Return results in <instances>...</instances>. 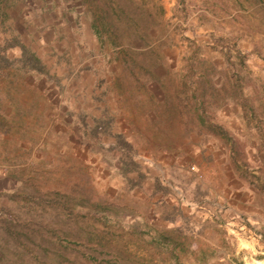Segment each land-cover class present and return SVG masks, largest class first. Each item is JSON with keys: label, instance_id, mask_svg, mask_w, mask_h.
<instances>
[{"label": "rangeland", "instance_id": "obj_1", "mask_svg": "<svg viewBox=\"0 0 264 264\" xmlns=\"http://www.w3.org/2000/svg\"><path fill=\"white\" fill-rule=\"evenodd\" d=\"M86 2L84 13L101 8L106 13L105 22L115 29L121 44L120 53L108 43L103 49L105 57L111 61L108 66L111 79L121 86L123 99L129 107H139L142 112L149 111L145 121L136 114L130 117V133L138 130L147 137L144 147L138 150L139 160L145 164L149 157L156 160L157 146H163V157L168 156L171 160L174 157V161L182 159L178 168L164 171V175L169 174L176 183L175 188L172 186L175 196L183 200L187 196L192 200L201 196L206 198H203V206L208 212L221 209L224 204L212 205L208 200L213 198L218 201V197L221 199L223 195L229 196L236 191L239 180L235 166L229 160L223 143L195 129L187 109L183 111L185 118L183 114L178 115L175 95H178L179 100L185 96L181 93L179 82L185 73V58L192 50L189 43L195 41L198 45L194 68L196 75L200 73L206 78L212 74V68L225 70L227 63L221 53L228 49L234 63L232 70L244 79V95L255 104L264 103V0ZM236 50L246 55L242 65L233 58ZM68 51H71V55L66 61L76 62L77 58L71 56H77V53L72 48ZM205 71L209 75L205 76ZM69 84L68 81H62L58 91L52 84L45 88L43 85L41 98H35L18 89L5 77L0 79V264H107L103 259L110 260L114 249L119 250L109 245V249H93L81 244L78 234L84 232L86 226L92 223V228L104 233L103 225L98 219L87 216H78L75 223L67 217L65 207L61 206L63 191L68 190L75 181L79 182L81 197L76 200V208L83 212L88 209L84 198L89 194V187L95 190L96 196H112L116 189L125 187L118 175L108 177L112 172L105 169L97 148L89 145L85 138L82 140L79 134L72 136L78 133L75 123L70 122L64 128L62 121H59L58 133L54 132L53 118L58 116L61 120L66 95L72 92L84 104L98 97L94 89H88L89 84L84 85V89L80 88L78 80L73 79V83ZM185 93L188 95L187 91ZM82 107L84 111L95 108L92 105ZM153 109H156L157 114H151ZM207 112L212 121L231 130L241 146L246 180L254 174L264 182V149L260 150L264 139L257 137L254 133L256 130L249 129L237 118L238 106L229 103L227 98L218 108L210 105ZM69 125L72 128L67 129ZM261 126L264 131V121ZM160 128H163L164 133L158 136ZM49 133L57 134V140L53 136L49 137ZM195 157H199L200 165L204 162L206 167L204 173L197 176L194 174L197 173ZM83 176L88 177L89 181ZM189 180L191 183L187 185L186 181ZM197 188L199 191L202 189V195H197ZM255 193L258 194V191ZM122 196L127 205L129 202L133 207L131 210L128 206L126 209L118 208L116 213H108L110 220L107 222L111 226L113 242L120 249H123L121 244L126 242L127 236L121 238L123 229L112 221L127 225L135 221V212L145 214L148 208V204L143 203L145 200L138 196L130 197L126 193ZM254 202L255 205L251 203L253 207L264 213V205L261 206L256 198ZM185 203L183 205L191 208L196 205V202H186V198ZM217 217L216 221L225 228L243 227L239 223L240 215L230 221L231 225H224L225 220L220 219L223 216ZM260 222L264 225V215ZM138 227L144 228L142 223ZM228 235L231 241H226L231 243L230 248L217 246L219 235H211L210 243L214 251L204 264H264L262 246L254 245L249 249L237 241L244 236L231 232ZM139 237L148 240L147 235ZM138 245L141 246V242ZM146 246L141 251L135 250V244L129 247L131 251H136L135 255L144 256L147 264H169L160 255L153 257L155 254ZM123 251L117 252L120 257H123ZM219 258L223 259L222 263H217ZM181 261L182 264H198L190 257H184Z\"/></svg>", "mask_w": 264, "mask_h": 264}, {"label": "trees", "instance_id": "obj_2", "mask_svg": "<svg viewBox=\"0 0 264 264\" xmlns=\"http://www.w3.org/2000/svg\"><path fill=\"white\" fill-rule=\"evenodd\" d=\"M24 2L25 12L28 13V16L34 13L33 16H35V18L33 19L35 23H32V21L30 24L27 23L29 20L26 18L25 23L29 24V26L24 27V24L18 28H13L11 26L13 32L17 33L18 31L23 33L27 41L31 43L35 40L37 41V33H41L42 35L45 33L46 35L51 34L53 37V42L50 43L52 49L48 53H44L43 50L35 53L22 43H16L15 40H11L10 42L4 41L3 44H0V78L2 79V77H5L11 84L19 85L28 82L29 78L27 77L29 76L32 77L33 80L40 79L39 82L41 83L42 89L43 85L45 88L47 85L52 84L54 88L56 86L57 91L58 88L61 89L60 83L62 84V81H68L72 84L74 79L78 80L81 84L80 88L82 87L84 89L83 86L89 84L88 89H94L99 98L103 96V94L105 95V91H101L100 88L107 83L112 90L109 91V93L112 94L114 91L111 86L114 82L111 79L112 74L109 73L108 67L111 65H109L111 61L109 58L105 57L103 49L107 43V45H110L116 52L119 50L117 53H120L122 49L116 37L115 29L111 28L104 20L106 13L103 12L101 8H97L91 9V11H88L89 13L87 12V14H85L83 7L87 5L86 0H68L70 5L67 10L60 7L59 4L57 7H54L52 4V8L49 9L47 7L49 4L47 0H26ZM54 2H56V0H52V3ZM4 5H6V2L2 3V0H0V7ZM26 16L27 14L25 17ZM14 19H11V17L5 15L3 11H0V28L3 29L5 27L4 25L7 20L14 26ZM34 36L35 40L33 38ZM189 44H191L190 48L192 50L189 56L185 58V73L182 75L179 82L181 93L185 94V96L183 99L179 100L178 95H175V106L178 115L183 114L184 116L183 111L187 109L191 115V122H193L198 132L206 134L211 139L223 143L225 148H227L229 160L237 171L236 176L239 180L240 188L249 191L251 194V201L254 205V199L256 198L262 206L264 205V182L254 174H251L248 180H246L245 173L247 171H245V164L242 161L243 152L241 146L230 132L231 130L229 131V129L211 120L207 108L210 107V105L218 108L221 102L224 101L225 103L228 98L229 103L232 102L234 105L238 106L237 118L242 120L249 129L251 127L256 130L254 133L255 135L257 134V137L264 139V131L261 126L264 121V109L262 108L264 103L260 102L259 104H255L244 95V79L232 70L234 63L228 49L225 53H221L223 59L227 63V68L223 71H217L212 68V74L205 78L203 75L201 76L200 73L199 76L196 75L194 69L196 66L195 60L197 57L196 53L198 52V45L195 41ZM70 48L77 53V56L73 54L71 56L72 58H77L76 62L66 61L71 55V51H68ZM10 50H14V52H12L13 54L10 53ZM233 58L237 60L239 65H242L244 64L246 55L236 50ZM75 66L77 69H75ZM205 73V76L209 75L208 71H205ZM118 88L119 87H117V90ZM75 90L77 89L75 88ZM185 91L188 92V95H186ZM74 95L75 94H72V92L70 95H66L64 100L65 111L63 116H61L62 118L60 117L61 120H59L58 116L53 118L54 124H52L54 132L58 129L59 121H62L61 125L64 128L70 122L75 123L78 133L77 135L72 134V136L76 137L79 134L82 140L85 138V141H89V145L94 149L97 148L105 169L107 172H112L108 177L118 175L125 186L123 189H116L112 196H106V194L96 196L95 190L89 187V194H86L84 198L88 205V209L84 212L76 208V200L81 199L79 196V182L75 181V184L71 183L69 189L63 191V204L61 206L65 207V213L69 219H73L76 223L78 216H87L93 220L98 219L103 225L104 233L92 228V223L86 226L85 231L78 234L81 238L79 240H82L80 241L81 244L86 247H93V249H109V245L113 248L124 250L123 257H120L117 253L119 250L114 249V253L110 255V260L103 259L107 264H125V262H127L126 264H147L148 261L144 256L135 255V250L141 251L142 248L145 249V244L147 245L146 247L155 254L153 257L160 255L162 260H166L169 264H182L181 259L184 257H190L197 261L198 264H204V262H207L210 253L214 251L213 245L210 243L211 235L214 233L219 235L216 241L217 246L231 247V243L226 241V239L231 241L230 237H225L222 226L219 227L218 225L220 223L215 219H212V223H205L206 221L197 223L196 219L189 214L188 216L190 217L182 218L181 225L178 226L165 227L153 223L152 220L156 219L158 214L160 217L164 218L163 220H165L168 215L165 210L166 201L162 196L164 197L169 194L170 191H173L172 186V189L168 186V184L172 185V183L167 181L166 184H162L157 181L148 192L140 193L139 190L142 188L140 184L145 178L144 174L140 172L141 164L138 161L137 149L141 139L136 135L126 136L124 134H116L111 137L110 123L112 120L108 118H94L90 116L88 109L84 111L82 107L83 105L97 107L94 106V101L99 100L98 97L84 104L79 101V96L75 97ZM119 95L123 101L124 95L122 91ZM122 104L125 106L126 100H124ZM1 119L2 116L0 115V120ZM68 128L72 127L69 125L67 129ZM71 131H74V129H71ZM64 133L62 134L63 137H65ZM239 134L240 133H236V135ZM52 136L54 140H57V134L49 133V137ZM104 137L113 138V144H104ZM261 149H264V144L260 150ZM83 177L87 182L89 181L88 177ZM247 185L249 187H247ZM84 186L85 184L83 187ZM123 191L130 197L138 196L145 200L143 203L148 204V208L145 214L135 212L137 215L135 221L127 225H123L119 221H112L123 229V233L119 236L121 238L123 235H125V237L127 236L126 242L121 244L123 249H120V246H116L117 244L115 245V242H113L114 236H112V232L110 231L111 226L107 225V222L110 220L108 213H116L118 208L126 209L128 206L131 210L133 207L132 203L129 204L128 202L127 205L124 196H122V194L124 195ZM195 191L197 195L203 194L198 188ZM255 191H258V194H256ZM253 193L255 195H253ZM157 195H160V197L154 199ZM259 195L261 197H259ZM176 197L177 199L173 195L174 203L172 205V212L170 211L171 213L169 214V216L172 215V217L173 214H176V211L180 212V206H184L183 199L178 196ZM203 198L204 197L201 196L197 197L198 201L195 203V207H187L193 215L195 212L200 213L206 210L205 206H203ZM71 201L74 202V204L71 203ZM137 202L138 201H135V203ZM223 210L224 206L218 211ZM95 213L99 215L96 216ZM239 219L241 220L239 222L240 225L249 228L255 238L264 245V225L260 224L256 226L249 224L245 218ZM139 221L143 224V229H138V225L140 224ZM83 235L84 237H82ZM139 235H147L148 240L141 239ZM140 242L141 246L138 245ZM130 244H135V250L131 251L129 247ZM66 262L68 263V261Z\"/></svg>", "mask_w": 264, "mask_h": 264}, {"label": "crops", "instance_id": "obj_3", "mask_svg": "<svg viewBox=\"0 0 264 264\" xmlns=\"http://www.w3.org/2000/svg\"><path fill=\"white\" fill-rule=\"evenodd\" d=\"M24 1L26 0H2V3L6 2V5L1 6L0 7V11H3L5 13V15H7L8 17H11V19H14V26L10 23L9 20H7L5 22V27L3 29L0 28V44H3V42H10L11 40H15L16 43L20 42L23 45H25L26 47H28L31 51H34L35 53L38 51L43 50L44 53H48L49 51H51L52 46H51V42H53L52 40V35L51 34H41V33H37V41L35 40V36L34 38V42H30L27 41V38L24 37V34L21 32L14 33L13 32V28L14 27H19L22 26L24 24V27H28L30 22L32 21V23H35L34 19L35 16H33V14H31L30 16H28V13L25 12L24 10ZM38 1V0H37ZM41 1V0H40ZM49 2L48 4V8H52V4L54 5V7H57L58 4L60 5V7H63V9L67 10L69 8L70 3H68V0H56V2L52 3V0H47ZM55 1V0H54ZM27 14V16L25 17V15ZM21 18V19H20ZM28 19L29 21H27L26 24V20ZM20 20V21H19ZM11 25H10V24ZM11 26L13 28H11ZM6 28V30H5ZM18 34V35H17ZM23 34V35H22ZM12 52H14V50H10V53L13 54ZM1 74V72H0ZM29 78L28 82H24L21 83L19 85H17V88L20 89L21 91L27 92L29 94H32L35 98L36 97H40L41 93H42V86L41 83L39 82L40 79L37 80H33L32 77H27ZM1 79V78H0ZM110 83V82H109ZM109 84H104L103 87L100 88L101 91H105V95L103 94V96H101L97 101H94V106H97L98 108H89V112H90V116H93L94 118H105V119H110L112 120V122L110 123V136H115L116 134H124L126 136H131V135H136L139 139H141L140 143H139V147L137 149V151L139 149H142L140 147H144L143 145L147 142V137L145 135H143L142 131H135V133H130V117L132 118V115L136 114L137 116H139V119H141L142 121H145V117L147 116V114L149 113V111L145 110V111H140L139 107L132 108L131 106L129 107L127 104L128 102L126 101V105L123 106L122 102V98L119 94H121V86L117 85L116 83L112 84V88H113V98H112V94L109 93V91H112L111 88H109ZM117 87L118 90H117ZM107 93V94H106ZM41 98V97H40ZM118 105V106H117ZM96 110V111H94ZM157 114L156 109L151 110V114ZM161 121V119H159ZM160 133H158L159 135H162L163 132V128H160L159 130ZM111 137H104L103 138V143L106 145H112L113 144V138ZM107 140V141H106ZM106 142V143H105ZM184 145V143L182 144V146ZM163 146H157L158 152H157V158L156 160H154L153 158L149 157L147 160V164H145V162L143 161H139V163L141 164L140 167V172L144 174L145 178L143 179V181L140 184L141 190H139L140 193L142 192H148L150 190V188L152 187V185L155 182H161L162 184H164L163 179L165 178V182L167 183V181L171 182V184H168V186H174L175 188V181H173L172 177H169V174H165L167 176L164 175V171L168 170L169 168H178V166L181 165V161L182 159H178L177 161H174V157L171 159L167 157H163V153H164V149L162 148ZM139 153V151H138ZM154 156V155H153ZM140 157V154L138 155V158ZM195 172L194 173L196 176L197 175H201V173L203 174L204 170L206 169V167L204 166L205 163L203 162L202 165H200V161L201 159L198 157H195ZM206 162L208 161V159L205 160ZM133 176V175H132ZM187 180V179H186ZM187 185H189L191 182L186 181ZM182 183H185V181H182ZM186 184V183H185ZM201 187L205 188V185H201ZM236 191L233 192L232 195L229 196H225L223 195V197L220 199V197H218V201L217 199H209L208 200L210 203L213 204H217L222 206V204H224V208L226 209L225 211H210L208 212V210H205L204 212H195L194 215L192 214V212L186 207V205L184 206H180V212L176 211V214H173L169 216V214L172 212V205L174 203V198L173 195L175 196L174 190L170 191L169 194H167L166 196H162V198H164V200L166 201V214L167 217L165 220H163L164 218L160 217V215H157L156 219H153L152 222L161 226H165V227H172V226H178L181 225V219L182 218H187V217H194L197 221V223H201V222H205V223H212V219L218 220L217 215H219L221 217L220 219H224L225 223L224 225H231L232 222H230L231 220H233V218H237V215H240L242 217L239 218H245L249 224H253V225H257L259 226L260 224H262L261 221V217L262 215H264V213H262L261 211L257 210L256 208L253 207V205L251 204V194L249 193V191L243 190L240 188V184H238L236 187ZM172 189V188H171ZM188 190V189H187ZM202 189H200L201 191ZM174 193V194H173ZM226 194V193H225ZM160 197V195H157L156 197H154V199ZM176 197V196H175ZM186 198V202H197V200H192L191 198H189L188 196L185 197ZM185 198L183 200L184 204L185 203ZM227 198V199H226ZM190 199V200H189ZM206 199V198H205ZM214 200V201H213ZM220 203V204H219ZM227 207V208H226ZM176 210V209H175ZM171 211V212H170ZM190 214V216H188ZM217 214V215H216ZM172 218V219H170ZM240 220V219H239ZM222 221V220H221ZM219 223V222H218ZM234 223V222H233ZM219 227L222 226L221 224L218 225ZM243 226V225H242ZM224 231L226 232L227 237L230 236L228 235V232H231V234H235V235H242L244 236V238H238L237 241L240 243V245H245L247 248H252V246H262V248L264 249V245L262 243H260L257 238H255V236L251 233V231L249 230V228L247 227H233L232 229H228L225 228L224 226H222ZM245 230L241 233L240 230ZM239 230V231H238ZM245 234H248L245 236ZM223 259L219 258L217 259V263H222Z\"/></svg>", "mask_w": 264, "mask_h": 264}, {"label": "built area", "instance_id": "obj_4", "mask_svg": "<svg viewBox=\"0 0 264 264\" xmlns=\"http://www.w3.org/2000/svg\"><path fill=\"white\" fill-rule=\"evenodd\" d=\"M191 169H193V168L191 167ZM198 177H200V176H198Z\"/></svg>", "mask_w": 264, "mask_h": 264}]
</instances>
